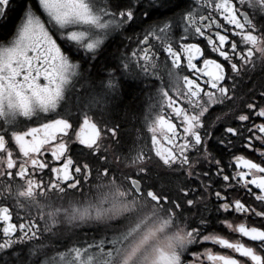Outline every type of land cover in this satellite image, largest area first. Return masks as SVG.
<instances>
[{"label": "snow or ice", "instance_id": "1", "mask_svg": "<svg viewBox=\"0 0 264 264\" xmlns=\"http://www.w3.org/2000/svg\"><path fill=\"white\" fill-rule=\"evenodd\" d=\"M9 20L0 264H264V91L239 93L264 68V0H0ZM137 90L146 132L124 152L112 117Z\"/></svg>", "mask_w": 264, "mask_h": 264}, {"label": "flooded vegetation", "instance_id": "2", "mask_svg": "<svg viewBox=\"0 0 264 264\" xmlns=\"http://www.w3.org/2000/svg\"><path fill=\"white\" fill-rule=\"evenodd\" d=\"M241 75H242V79L239 80V93H240L241 98L242 99H249V97L246 95V93L248 92V90L254 88L255 92L253 94L255 95L256 99L259 100L260 99L259 92L264 91V68H261V67L257 66L254 69L246 70V74L242 73ZM77 87L79 88V86H77ZM145 91H147V89H145ZM138 101L140 103V110H139L140 111V116H139V119L137 120L139 122V127L135 126L134 130H132V135H131V136H133L134 143L136 141V138H137L138 134L141 135L140 138H139V143L142 142L143 135L146 132V129H145V132L142 130V132H143L142 133L141 132V128H140L141 127L140 118H142V115L144 114L143 113V109H144L143 97L139 96L137 102ZM238 107H242V105L238 104ZM73 110L75 111V109H73ZM214 110L217 112V114L220 111L219 109H216L215 106H214ZM224 111H226V109ZM236 114L238 115L239 113H236ZM113 119L120 125V130H121V128H125L126 127L125 125L122 127V124L119 122L118 119H115V118H113ZM227 120L232 122V126H235V121L233 120L232 116H228ZM220 124H223L224 126H229L228 123H226L224 120H222L220 122ZM220 124H218L217 127H220ZM118 136H120V132L118 133ZM217 148H220V146L217 145ZM237 154H240V153H237ZM156 176H158L160 178L159 184H161V185H163L165 187L174 186V185L171 184V182L175 178L171 177L170 175H168L165 172V170H163V169L157 170L156 171ZM20 214L23 215L24 214L23 211H21ZM237 216H238V214H237ZM239 222H247L249 224L253 223V221L251 219H249L247 221H244L243 218L239 217V216H238V218H234V223H239ZM255 223L257 225L259 224V219L258 218H256ZM0 227H2V225H0ZM209 231H213V230L209 229ZM214 231H215L216 234L221 235L224 238H227V239H230V240L239 239V240L244 241L245 243L253 244V245L256 243V242H252V241L247 240V238L242 237L239 233L232 232L231 230L225 228L223 225L216 226ZM203 247L210 248L214 253L228 254V255H233L234 254L231 250L226 249V248H224V247H222L220 245H217V244L213 243L212 241L204 242L203 243ZM199 250H203V249L201 248ZM237 258H240V257L238 256Z\"/></svg>", "mask_w": 264, "mask_h": 264}, {"label": "trees", "instance_id": "3", "mask_svg": "<svg viewBox=\"0 0 264 264\" xmlns=\"http://www.w3.org/2000/svg\"><path fill=\"white\" fill-rule=\"evenodd\" d=\"M12 28V21L9 20L4 28L0 30V34L8 32ZM137 92L129 91L125 98L123 104L117 109L113 118L118 119L122 124V127L125 125V128H121L120 136L118 139L120 140V144L122 150L127 152L128 148L134 144L132 130H134L135 126L139 127V122L137 121L140 116V103L137 102L139 96ZM121 138V139H120Z\"/></svg>", "mask_w": 264, "mask_h": 264}, {"label": "rangeland", "instance_id": "4", "mask_svg": "<svg viewBox=\"0 0 264 264\" xmlns=\"http://www.w3.org/2000/svg\"><path fill=\"white\" fill-rule=\"evenodd\" d=\"M143 115H142V118H140V120H141V127H140L141 132H142V130L145 132V128L143 127ZM138 119H139V117H138ZM140 136L141 135H139V134L137 135L135 143H139ZM76 198L83 199L84 197L77 196ZM66 199H67V197L65 198V200ZM77 231L80 234L81 239L88 240L89 242H92L89 238L95 237L96 239H99V233H100L101 229H100V226H98V225L88 224V225H81ZM59 242L60 243H66V241H59ZM60 250H63V249L61 248Z\"/></svg>", "mask_w": 264, "mask_h": 264}]
</instances>
